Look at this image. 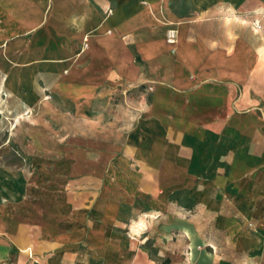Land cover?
Masks as SVG:
<instances>
[{
    "label": "crops",
    "instance_id": "1",
    "mask_svg": "<svg viewBox=\"0 0 264 264\" xmlns=\"http://www.w3.org/2000/svg\"><path fill=\"white\" fill-rule=\"evenodd\" d=\"M222 5L264 0H0L6 112L85 128L68 166L0 162V263L264 264V18ZM142 209L150 246L121 230Z\"/></svg>",
    "mask_w": 264,
    "mask_h": 264
},
{
    "label": "rangeland",
    "instance_id": "2",
    "mask_svg": "<svg viewBox=\"0 0 264 264\" xmlns=\"http://www.w3.org/2000/svg\"><path fill=\"white\" fill-rule=\"evenodd\" d=\"M250 11H244L236 7H229L227 5L221 6V22H225L221 26V30L227 29L226 18H230L238 27H248V21L250 19ZM230 26H232L230 24ZM210 30V29H208ZM264 31V25L261 26L259 31ZM174 44V43H170ZM142 86H131L130 89L142 90ZM132 91V90H131ZM126 94L130 91H124ZM134 95V94H133ZM240 92L237 91V97ZM132 96V95H131ZM146 100V99H145ZM129 103L124 100V104ZM64 105L59 102H55L52 106H42L38 110L30 111L24 116H16L14 113H7L3 107V103L0 101V162L6 166H10L13 169L25 168L28 172H31L34 163L38 162L43 167H64L68 166L69 159H65L67 152L75 147L83 146V143H78L80 137L84 133V126L78 125V123L69 122L67 118L62 116L64 112ZM142 107L134 108L133 110H127L125 104V110L130 116L125 120L127 125L124 126L125 133L131 131L134 124L141 119ZM58 109V110H57ZM130 109V108H129ZM133 115V117H131ZM133 118V119H132ZM69 124V125H68ZM74 135L76 143H69L68 136ZM73 162V160H71ZM77 165L82 164L78 158ZM80 161V162H79ZM145 213L146 218H143L139 223H132L133 219H127L121 224V230L123 235L130 241L136 242L142 246H150V239L147 236L148 229L153 221L157 218H148L149 213H155V210L142 209L139 214ZM155 216V214L153 215ZM149 220V225L138 236L129 235V229L133 232V228L138 224L144 225ZM130 227V228H129ZM137 234L136 232H133ZM79 251L83 254L84 249L81 245ZM5 264V263H0Z\"/></svg>",
    "mask_w": 264,
    "mask_h": 264
},
{
    "label": "built area",
    "instance_id": "3",
    "mask_svg": "<svg viewBox=\"0 0 264 264\" xmlns=\"http://www.w3.org/2000/svg\"><path fill=\"white\" fill-rule=\"evenodd\" d=\"M261 18H264V9L250 14V25L254 30H258L261 25ZM166 39L169 43H175L176 31L174 29H168L166 32Z\"/></svg>",
    "mask_w": 264,
    "mask_h": 264
},
{
    "label": "bare ground",
    "instance_id": "4",
    "mask_svg": "<svg viewBox=\"0 0 264 264\" xmlns=\"http://www.w3.org/2000/svg\"><path fill=\"white\" fill-rule=\"evenodd\" d=\"M134 232L138 234L140 232L139 228H136Z\"/></svg>",
    "mask_w": 264,
    "mask_h": 264
}]
</instances>
